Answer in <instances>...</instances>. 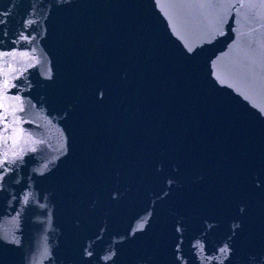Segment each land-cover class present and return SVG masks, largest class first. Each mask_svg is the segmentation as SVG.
I'll return each instance as SVG.
<instances>
[{
  "label": "water",
  "instance_id": "1",
  "mask_svg": "<svg viewBox=\"0 0 264 264\" xmlns=\"http://www.w3.org/2000/svg\"><path fill=\"white\" fill-rule=\"evenodd\" d=\"M5 110L0 264H264V0H0Z\"/></svg>",
  "mask_w": 264,
  "mask_h": 264
},
{
  "label": "snow or ice",
  "instance_id": "2",
  "mask_svg": "<svg viewBox=\"0 0 264 264\" xmlns=\"http://www.w3.org/2000/svg\"><path fill=\"white\" fill-rule=\"evenodd\" d=\"M5 55H7V53H5ZM4 86H5V89H7V87H8L7 80H5ZM0 116H2V119H0V123L3 124V128L0 129V131H3L6 134L4 137L5 146L8 145L10 140L14 144L19 143V137L22 135L23 130L17 129L15 127H12L10 130L7 110H5L3 113H0ZM10 132H11V134L9 135ZM7 164H8L7 160L4 161V164H0V180H2L3 175L5 174V171H6L5 165H7ZM222 251H230V249H228L227 246H225V249H222ZM85 254L89 258H91V256H92V252L90 250H86Z\"/></svg>",
  "mask_w": 264,
  "mask_h": 264
}]
</instances>
